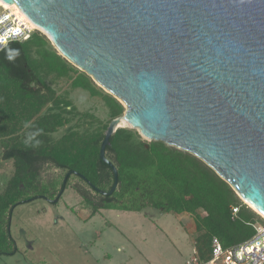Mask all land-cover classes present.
I'll return each instance as SVG.
<instances>
[{
  "label": "water",
  "instance_id": "water-1",
  "mask_svg": "<svg viewBox=\"0 0 264 264\" xmlns=\"http://www.w3.org/2000/svg\"><path fill=\"white\" fill-rule=\"evenodd\" d=\"M0 1L125 108L100 194L127 127L200 159L264 219V0Z\"/></svg>",
  "mask_w": 264,
  "mask_h": 264
},
{
  "label": "trees",
  "instance_id": "trees-1",
  "mask_svg": "<svg viewBox=\"0 0 264 264\" xmlns=\"http://www.w3.org/2000/svg\"><path fill=\"white\" fill-rule=\"evenodd\" d=\"M61 79L73 90L101 98L110 121L125 112L117 99L51 49L50 41L39 31L0 51L1 158L13 168L0 190V257L17 252L10 234L14 209L36 199L56 205L52 200L73 179L81 185L74 189L90 210L89 217L101 210L140 213L145 209L176 217L189 215L194 225L192 245L201 262L211 258L214 237L228 250L251 239L257 226H264V219L200 159L163 142H147L128 128L117 129L105 149L118 182L110 195L100 194L108 193L114 183L111 167L99 157L110 121L93 130L81 131L79 124L69 126L55 139L53 135L77 115L72 103L51 86ZM45 167L58 175L42 179L40 171Z\"/></svg>",
  "mask_w": 264,
  "mask_h": 264
},
{
  "label": "rangeland",
  "instance_id": "rangeland-1",
  "mask_svg": "<svg viewBox=\"0 0 264 264\" xmlns=\"http://www.w3.org/2000/svg\"><path fill=\"white\" fill-rule=\"evenodd\" d=\"M4 9L16 8L0 4V14ZM50 48L55 50L51 42ZM51 86L72 103L77 114L70 125L53 135L55 139L69 126L79 124L81 131L93 130L110 121L101 98L91 97L81 89H71L64 79ZM1 151L0 148V190L13 172L11 162L2 160ZM57 175L55 169L45 167L40 171L42 179ZM75 186L81 185L73 179L56 205L36 199L14 209L10 234L17 252L1 256L0 264H182L193 257L186 242L191 217L179 219L154 209L140 213L101 210L89 217L90 210Z\"/></svg>",
  "mask_w": 264,
  "mask_h": 264
},
{
  "label": "built area",
  "instance_id": "built-area-1",
  "mask_svg": "<svg viewBox=\"0 0 264 264\" xmlns=\"http://www.w3.org/2000/svg\"><path fill=\"white\" fill-rule=\"evenodd\" d=\"M37 31L29 20L10 9L0 14V51L10 42L26 41ZM233 209V213H236ZM255 235L248 241L224 250L220 241L214 237L211 241V258L201 262L193 257L182 264H264V227L257 226Z\"/></svg>",
  "mask_w": 264,
  "mask_h": 264
},
{
  "label": "crops",
  "instance_id": "crops-1",
  "mask_svg": "<svg viewBox=\"0 0 264 264\" xmlns=\"http://www.w3.org/2000/svg\"><path fill=\"white\" fill-rule=\"evenodd\" d=\"M187 217H190V216L189 215H181V216H178L177 218H179V219H183V218L187 219ZM191 222H192V219H191ZM192 225H193V222H192ZM192 225H189L190 230L188 231V233H186L187 234L186 242L189 245V247L191 248V255L194 252V248H193L192 240H191V236H192V234L194 232V225H193V228H192Z\"/></svg>",
  "mask_w": 264,
  "mask_h": 264
},
{
  "label": "bare ground",
  "instance_id": "bare-ground-1",
  "mask_svg": "<svg viewBox=\"0 0 264 264\" xmlns=\"http://www.w3.org/2000/svg\"><path fill=\"white\" fill-rule=\"evenodd\" d=\"M0 4H3V6H5V8H8V7H11V5L10 6H7V5H5L4 3H2L1 1H0ZM16 9H14V10H12V11H15L16 13H20L21 14V17H23V18H26L25 17V15L18 9V7L16 6V5H13ZM6 10H8V9H6ZM27 19V18H26ZM28 20V19H27ZM30 22V21H29ZM33 25V24H32ZM34 26V25H33ZM120 125L121 126H125V122H124V120H121V122H120ZM253 211V210H252Z\"/></svg>",
  "mask_w": 264,
  "mask_h": 264
},
{
  "label": "clouds",
  "instance_id": "clouds-1",
  "mask_svg": "<svg viewBox=\"0 0 264 264\" xmlns=\"http://www.w3.org/2000/svg\"><path fill=\"white\" fill-rule=\"evenodd\" d=\"M17 55H18V53H17ZM28 125H25V127H27Z\"/></svg>",
  "mask_w": 264,
  "mask_h": 264
}]
</instances>
